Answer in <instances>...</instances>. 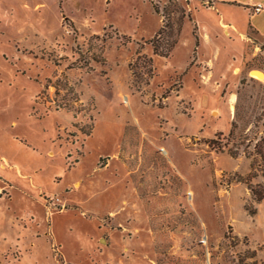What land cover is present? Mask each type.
I'll return each instance as SVG.
<instances>
[{"label":"rangeland","instance_id":"1","mask_svg":"<svg viewBox=\"0 0 264 264\" xmlns=\"http://www.w3.org/2000/svg\"><path fill=\"white\" fill-rule=\"evenodd\" d=\"M222 1L0 0V264H264V10Z\"/></svg>","mask_w":264,"mask_h":264},{"label":"crops","instance_id":"2","mask_svg":"<svg viewBox=\"0 0 264 264\" xmlns=\"http://www.w3.org/2000/svg\"><path fill=\"white\" fill-rule=\"evenodd\" d=\"M259 1H261V0H251L248 4H246V5H241V4H237L238 3V1L237 0H224V1H222L223 3H225V4H234V5H238V6H244V8L248 11V13H249V16L250 17H252V16H257V15H259L260 13H262L263 12V8H261V10H260V12L259 13H251V9H253V7L254 6H260L261 4L259 3ZM262 1H264V0H262ZM211 3H212V5H213V7L212 8H209V9H216V6H215V4H216V0H211ZM261 7V6H260ZM251 14H253V15H251ZM195 24V23H194ZM196 26V25H195ZM218 26H219V28L222 30V28L221 27H223L224 26V24L221 22V21H218ZM250 34L252 35V37H253V39L252 40H255V41H258V42H264V27H262V25L259 27V26H257V25H254V26H252L251 28H250ZM248 35V34H247ZM248 37V36H247ZM247 37H245V36H240L238 39H239V41L240 42H242L243 44H244V41H247V40H249L250 41V39L249 38H247ZM251 40V41H252ZM213 41L211 40V38L208 36V35H206V34H203V40L201 41V38H200V44H199V46H198V50L200 49V47H201V45L203 44L204 46H206V44H208V45H210L211 43H212ZM195 45H197V42H196V40H195ZM219 49L217 48V47H214V49H212V52H211V55H212V58H210V57H203V58H206L205 60H202L203 58L200 56V55H197L198 56V62L199 61H203V62H205L206 64H213L214 62V59L216 58V57H218V54H219ZM213 62V63H212Z\"/></svg>","mask_w":264,"mask_h":264},{"label":"built area","instance_id":"3","mask_svg":"<svg viewBox=\"0 0 264 264\" xmlns=\"http://www.w3.org/2000/svg\"><path fill=\"white\" fill-rule=\"evenodd\" d=\"M261 10V7L258 5V6H254L253 7V12L256 14V13H259Z\"/></svg>","mask_w":264,"mask_h":264},{"label":"trees","instance_id":"4","mask_svg":"<svg viewBox=\"0 0 264 264\" xmlns=\"http://www.w3.org/2000/svg\"><path fill=\"white\" fill-rule=\"evenodd\" d=\"M233 127V125H231ZM231 133V131H230ZM264 198V194L260 195L259 197L256 198L257 202H260Z\"/></svg>","mask_w":264,"mask_h":264},{"label":"bare ground","instance_id":"5","mask_svg":"<svg viewBox=\"0 0 264 264\" xmlns=\"http://www.w3.org/2000/svg\"><path fill=\"white\" fill-rule=\"evenodd\" d=\"M252 75L255 77H258V78H260L262 76L261 74L257 73L256 71H253Z\"/></svg>","mask_w":264,"mask_h":264},{"label":"water","instance_id":"6","mask_svg":"<svg viewBox=\"0 0 264 264\" xmlns=\"http://www.w3.org/2000/svg\"><path fill=\"white\" fill-rule=\"evenodd\" d=\"M256 72L262 75V73H261V72H259V71H256ZM262 76H263V75H262Z\"/></svg>","mask_w":264,"mask_h":264}]
</instances>
